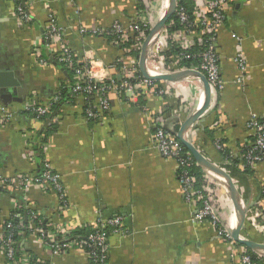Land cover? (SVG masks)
I'll list each match as a JSON object with an SVG mask.
<instances>
[{
    "label": "crops",
    "instance_id": "1",
    "mask_svg": "<svg viewBox=\"0 0 264 264\" xmlns=\"http://www.w3.org/2000/svg\"><path fill=\"white\" fill-rule=\"evenodd\" d=\"M192 1L193 15L206 16L204 0ZM225 3L226 17L215 39L224 87L211 92L207 109L184 135L215 163L224 160L215 141L238 152L248 142L250 114L264 116V0ZM25 5L33 21L20 25L14 17V0H0V70L13 71L19 81L15 90L0 94V104L14 115L11 122L0 124V173L35 172L40 155L58 173L65 203H60L53 190H0V231L19 204L37 209L45 222L75 228L94 227L99 219L119 215L126 232L109 235L106 264H231L243 251L242 244L217 235L208 220L192 218L195 207L184 198L175 161L163 158L151 141L154 123L177 131L198 108L199 80L155 79L154 88L164 89L163 94L149 92L142 83L135 84L133 95L109 92L108 107L98 120L86 119L82 100L76 98L63 103L51 120L50 115L36 120L23 108L33 95L41 102L49 101L68 81L63 66L55 60L41 65L34 55L37 47L46 53L43 33L48 12L61 30L60 42L78 58L92 61L89 66L95 78L120 81L116 65L123 51L108 35L92 30L128 21L138 12L152 26L165 12L168 0H25ZM233 34L242 37L240 46ZM197 38L195 34L189 40ZM239 48L246 58L242 74L232 59ZM130 56L140 72L139 53ZM146 66L153 68L148 54ZM143 90L147 94L141 98ZM35 144L40 154L33 149ZM29 149L36 153L34 160L28 158ZM237 168L239 164L231 166L237 176L232 178L244 189L245 202L255 205L264 183V164L253 166L252 176ZM224 202L230 207L228 199ZM227 205L220 207L221 216ZM22 231H18L20 251L52 264H87L84 251L52 255L33 233ZM0 264H8L1 248Z\"/></svg>",
    "mask_w": 264,
    "mask_h": 264
},
{
    "label": "built area",
    "instance_id": "2",
    "mask_svg": "<svg viewBox=\"0 0 264 264\" xmlns=\"http://www.w3.org/2000/svg\"><path fill=\"white\" fill-rule=\"evenodd\" d=\"M15 4L14 17L17 22L27 24L33 21L32 15L27 10L25 0H14ZM225 0H204L203 7L206 10V16L209 14V19L206 16H195L193 20L189 18L186 10L182 6L176 5L175 13L177 14L182 27L180 29L169 32L165 27L161 30V37L159 42H155L148 50L150 58L158 59L161 66L153 68L148 67L149 71H157V74L169 73L185 68H194L202 72L209 84L211 92L218 91L224 87V81L220 74L219 57L215 52V36L217 29L223 24V19L226 13ZM46 23L44 25V40L46 41V53L42 54L39 47L34 49L36 60L41 65H47L53 57L57 63L63 67L70 69L73 74V80L69 85L71 94L76 99H81L82 102L92 96V100L88 101V106L84 110L86 119H101L102 111L108 107V93L128 92L133 95V88L135 84H144L149 87V92H156L163 94L164 89L154 88V80L145 78L143 75L136 83L131 79L135 78L137 72V62L130 56V49L141 48V41L145 37L147 27H151V23L143 13H137L128 21H115L109 27H96L92 31L108 35L111 41L119 47H122L123 55L117 60V69L121 75V80L117 82L115 77L105 79L95 78L91 68L90 60H83L64 43L60 42L61 30L56 23L55 18L51 13H47ZM201 29V33H210V42H206L200 36L197 41H190L189 38L195 35L193 31L194 26ZM83 29H81L82 31ZM240 46L242 44V37L233 34ZM157 38V37H156ZM128 39H134L132 46H126L124 43ZM167 39H171L178 51L170 53L169 57L164 55V50L168 49ZM203 45V48L198 53L190 51V47L195 43ZM160 49V50H159ZM126 53V54H125ZM198 57L199 64L191 67L180 65L183 60ZM50 58V59H49ZM233 61L236 64L238 71L242 74L246 68V58L241 48H239L233 56ZM107 81H104L106 80ZM243 77H239V81ZM199 97L203 95L202 85L199 87ZM57 96H53L47 102H41L36 95L30 96L24 102L23 108L30 112L36 120L46 116L51 111L52 104L57 101ZM86 103V102H85ZM14 120L12 111L5 105L0 104V124H6ZM192 127V126H191ZM247 129L252 136V142H247L243 146V150L238 152H230L227 157L221 162L217 163L223 167L229 174V167H231V159L239 158V165L255 166L257 164H264V116H259L256 113H251L247 121ZM189 130V129H188ZM187 130V131H188ZM187 133V132H186ZM185 133V134H186ZM184 134V135H185ZM188 139L187 136H184ZM152 146L159 152L163 158H170L175 161L178 179L182 188L185 200L195 207L193 219L196 221L208 220L216 229L217 235L229 241H234L229 234V225L227 218L223 219L221 216L220 207H223L224 199L231 202L226 190L221 194H217V186L209 174L205 175V182L201 187L196 186V177L189 172L193 165H197L191 154L185 151L181 145V141L175 134L165 130L161 123L153 124V132L151 136ZM215 146L222 149V145L215 141ZM189 153V154H188ZM35 151L29 149L28 158L35 159ZM231 175V174H230ZM232 177V176H231ZM31 187H38L42 190H53L60 203H65V193L61 185L60 177L50 166L49 162L44 159L41 172H17L6 175L0 173V190L10 192H25ZM238 187V186H237ZM241 193V188L238 187ZM264 193V190H263ZM242 194V193H241ZM232 205V203H231ZM221 207V208H222ZM231 207V206H230ZM233 207V206H232ZM24 208L26 214L25 219L28 218V229H32V236L45 246L52 255H59L71 249L82 250L86 253L87 264H106L109 252V235L110 234H124L121 222V216L116 215L107 219H99L97 224L92 226L93 230L85 235H74L75 227L66 226L61 223L55 224L52 221L43 222L37 209L30 207L27 204H19L15 210L4 220L2 230L0 231V248L8 264H52L51 261L44 258L33 257L18 248V243L14 238V234L21 230L23 223L21 221V210ZM264 199L259 200L251 209H247L245 220H250L251 227L264 237ZM12 219L19 221L13 223ZM35 221L39 225H34ZM226 221V222H225ZM243 228V227H242ZM241 228V230H242ZM241 232V231H240ZM242 235V233H241ZM243 236V235H242ZM19 252L16 257V252ZM259 256L262 254L257 253ZM231 264H256L252 261L250 254L242 251L235 258L231 260Z\"/></svg>",
    "mask_w": 264,
    "mask_h": 264
},
{
    "label": "water",
    "instance_id": "3",
    "mask_svg": "<svg viewBox=\"0 0 264 264\" xmlns=\"http://www.w3.org/2000/svg\"><path fill=\"white\" fill-rule=\"evenodd\" d=\"M176 5V0H168V5L165 12L150 27L146 37L144 38L141 44L138 59L140 73L145 78L153 80L163 79L165 81H177L182 78L193 77L200 81L203 89V101L201 105H199L198 108L192 114H190L181 122L177 131L171 130L168 124H164L163 127L165 130L176 135V137L185 145L186 149L189 151L196 164L205 173L209 175L210 173H212L215 176L223 178L224 181L222 183V186L226 189V193L231 200L233 210L236 215V225L234 227H229V234L235 242L244 245L245 247L251 249L256 253L264 255V242L248 239L241 235L240 231L245 222L246 211L249 205L244 201V198L231 175L223 167L209 160L201 151L198 150V148L189 139H186L184 137V134L187 132V130L194 124V122L200 117V115L205 112L210 103L211 90L205 75L194 68H185L157 75H153L148 72L146 66V58L148 50L152 44L151 42L159 35L161 30L166 26L167 20L176 10ZM18 84L19 81L14 76L13 71L7 69L0 70V94H2V92H10V90H15V87H18ZM4 88L7 89L5 90ZM54 115L55 111H52L48 120H51Z\"/></svg>",
    "mask_w": 264,
    "mask_h": 264
},
{
    "label": "trees",
    "instance_id": "4",
    "mask_svg": "<svg viewBox=\"0 0 264 264\" xmlns=\"http://www.w3.org/2000/svg\"><path fill=\"white\" fill-rule=\"evenodd\" d=\"M18 2H20V0L18 1ZM176 2H177V5L178 6H182V7H184L185 8V10H186V12H187V14L189 15V18L191 19V20H193V18H194V15H193V10H194V2L192 1V0H176ZM15 4H17V2L15 3ZM225 17H226V13H225ZM225 17H224V19H223V22H224V20H225ZM206 18L207 19H209V14L206 16ZM182 27V25H181V23H180V20H179V18H178V16H177V14L174 12L170 17H169V19L167 20V22H166V26H165V28L169 31V32H172V31H174V30H177V29H180ZM193 31L195 32V34H197L198 35V37L200 36L203 40H206V42H204V43H208V42H210V36H211V32L210 33H205V32H202L201 33V29H200V27L198 26V24H197V26H194L193 27ZM215 39H216V36H215ZM196 41H197V39H195ZM133 42H134V39H128L125 43H124V45H125V47L126 46H132V44H133ZM167 46H168V49L167 50H164V55L166 56V57H169V55H170V53H175V52H177L178 51V48L176 47V45L174 44V42L171 40V39H167ZM120 49L122 48V47H119ZM203 48H205V47H203V45H199V43H195V45H193V46H191L190 47V51L191 52H193V53H198L199 51H201ZM130 54L132 53L133 55H135V56H138V53H139V50L138 49H130ZM126 54V53H125ZM52 60H55L53 57L51 58V61L50 62H54V61H52ZM199 62H200V59L198 58V57H193V58H191V59H187V60H183L182 62H181V65L182 66H185V67H191V66H197L198 64H199ZM218 62H219V60H218ZM58 64H60V63H58ZM61 66H63L62 64H60ZM117 67H118V65H117ZM64 69L66 70V72H67V79H68V81H64V82H62V85H61V87L58 89V91H57V93L54 95V96H57L58 98H57V101L56 102H54L53 104H52V107H51V111L49 112V114L48 115H50L51 114V112L52 111H59L60 110V106L63 104V103H65V102H70V101H73L74 102V97L72 96V94H71V91H70V88H69V85H70V83L72 82V80H73V74H72V72L70 71V69H67V68H65L64 67ZM135 77H137V78H133V79H131V81L133 82V83H136V81L140 78V77H142V75H141V73L138 71L137 72V76H135ZM115 80L117 81V82H119L118 80H117V78L115 77ZM104 81H107V79L106 80H104ZM154 82H156V81H154ZM145 89H147V88H145ZM143 92H144V94L142 95L141 94V98H142V96H145L146 94H147V92H148V89H147V92H146V90H143ZM71 97H72V99H71ZM92 100V96H90L89 97V99H87V101H83L82 102V114L84 115V110H85V108L88 106V101H91ZM142 100V99H141ZM86 102V103H85ZM102 113L104 114L105 113V110H103L102 111ZM48 115H46V116H43V117H47ZM95 120V119H94ZM247 141L248 142H252L253 140H252V136H251V134H248V139H247ZM181 145H182V147H183V149L187 152L188 150L186 149V147H185V145L181 142ZM33 149L35 150V151H38L39 149H40V147L38 148V145H33ZM244 148L242 147L240 150H243ZM219 150V152H220V154H221V156H222V158L223 159H225V157H227L228 156V154L230 153V151H228V150H226V148H222V149H218ZM40 151V150H39ZM38 151V152H39ZM189 152V151H188ZM39 154H40V152H39ZM189 154V153H188ZM39 162H38V167H37V172H41L42 171V167H43V163H44V157H42V156H40L39 155ZM38 158V157H37ZM231 161V164H233V165H231V166H236L237 164H239V158H233V159H231L230 160ZM239 168H240V172L242 173V174H245V175H249V176H252V173H253V171H252V167L251 166H240L239 165ZM229 169V171H230V174H231V176L232 177H237L236 175H234L235 173L233 172V170L231 169V167H229L228 168ZM189 172L190 173H192L193 175H195V177H196V186L197 187H201V185L202 184H204V182H205V175H206V173L198 166V165H193L191 168H190V170H189ZM262 190V191H261ZM263 190H264V183H262L261 184V187H260V189H259V199L261 200H263L264 199V193H263ZM217 191V190H216ZM22 205V204H21ZM264 210V209H263ZM264 212V211H263ZM25 214H26V210L24 209V208H22V210H21V221H22V223H23V227L21 228V230H23L22 232H24V234H29V233H31L32 232V229H28L27 228V225H28V218L27 219H25L24 218V216H25ZM12 221H13V223H14V221L16 222H18L19 220L18 219H12ZM33 222V221H32ZM43 219L41 220V225H43ZM34 223V222H33ZM34 225H39V223L38 222H36L35 221V223H34ZM244 229H246L247 230V232H245V231H243ZM93 230V228L92 227H87V226H82V227H77L75 230H74V235H85V234H87V233H89V232H91ZM241 233H242V235L244 236V237H246V238H248V239H252V240H256V241H262V242H264V237L263 236H261V234H259V233H256V231L254 230V229H252V227L249 225V223L245 220V222H244V224H243V228H242V230H241ZM14 238H15V240H16V242L18 243V241L20 240V238H21V236L20 235H18V231H17V233H15L14 234ZM241 246H243V251L244 252H246V253H248V254H250V256H251V258H252V261L254 262V263H256V264H264V255H262V256H259L256 252H254V251H252L251 249H249V248H247V247H245L244 245H241ZM18 254H19V252H18V250H17V252H16V257H18ZM33 257H36V256H33Z\"/></svg>",
    "mask_w": 264,
    "mask_h": 264
},
{
    "label": "rangeland",
    "instance_id": "5",
    "mask_svg": "<svg viewBox=\"0 0 264 264\" xmlns=\"http://www.w3.org/2000/svg\"><path fill=\"white\" fill-rule=\"evenodd\" d=\"M149 29H150V27H147L145 30H146V32H145V37H146V35H147V33H148V31H149ZM162 32V31H161ZM161 32L159 33V35L157 36V38H155L151 43V46H153V44L157 41V42H159V39H158V37L160 36L161 37ZM144 37V38H145ZM144 40V39H143ZM143 40L141 41V44H142V42H143ZM150 46V47H151ZM160 50V49H159ZM149 64H150V66L151 65H153L152 67H155V66H161V64L158 62V59H157V57L156 58H150L149 57ZM198 81V80H197ZM199 83V87H200V82H198ZM199 93H200V91L198 92V97H199ZM210 176V175H209ZM235 178V177H234ZM213 179V178H212ZM213 181H214V183L216 184V186H217V192L219 193V194H221V193H223V192H225V191H223L222 190V183L221 182H219L218 180H216V179H213ZM220 190V191H219ZM243 191H244V189H243ZM243 191H241V193L243 194L242 196H245L244 194L245 193H243ZM244 198V197H243ZM245 201V200H244ZM228 202H229V204H231V202L228 200ZM228 206V205H227ZM224 207V210H225V213H224V216H223V219H226L227 217H228V215H229V212H230V207L228 206V207ZM253 205H249L248 206V209L250 208L251 209V207H252ZM228 221H229V218H227V223H228ZM226 222V221H225ZM247 222L249 223V225H251V223H250V220H248L247 219ZM253 229V228H252ZM255 230V229H254ZM243 231H245V232H247V230L246 229H244ZM256 231V230H255ZM256 233H258L257 231H256ZM260 234V233H259ZM261 236H262V234H261ZM244 237V236H243ZM246 238V237H245Z\"/></svg>",
    "mask_w": 264,
    "mask_h": 264
},
{
    "label": "bare ground",
    "instance_id": "6",
    "mask_svg": "<svg viewBox=\"0 0 264 264\" xmlns=\"http://www.w3.org/2000/svg\"><path fill=\"white\" fill-rule=\"evenodd\" d=\"M166 4H167V2H165ZM166 4H164V5H166ZM163 6V5H162ZM153 22H151V24H152ZM151 74H157V71L156 70H154V71H151L150 72ZM196 98V97H195ZM202 101H203V95H201L200 97H199V105H201V103H202ZM210 175L211 176H213L216 180H218L219 182H221V183H223V178H221V177H219V176H215V175H213L212 173H210ZM223 188V187H222ZM224 190H226L225 188H223ZM220 191V190H219ZM230 212H229V215H228V217L227 218H229V221H228V225L230 226V227H234L235 225H236V215H235V212H234V210H233V207H232V205L230 204Z\"/></svg>",
    "mask_w": 264,
    "mask_h": 264
}]
</instances>
